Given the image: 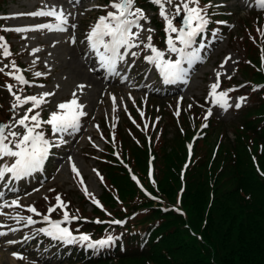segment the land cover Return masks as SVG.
Listing matches in <instances>:
<instances>
[{
    "label": "trees",
    "instance_id": "trees-1",
    "mask_svg": "<svg viewBox=\"0 0 264 264\" xmlns=\"http://www.w3.org/2000/svg\"><path fill=\"white\" fill-rule=\"evenodd\" d=\"M207 3L209 0H200L201 6ZM138 4L156 10L151 0H138ZM255 13L251 12L247 20ZM229 18L217 15L212 23ZM157 23L165 36V25ZM0 37L6 42L10 39L1 20ZM9 46L12 55L7 58L16 60L19 68L21 60L15 58L12 44ZM247 76L246 81L236 84L248 90L250 105L238 110V116L228 124L208 116L207 134L196 144L184 181L185 141L205 122L207 109L193 106L189 110L193 123L185 109L179 115L167 111L175 131L168 137V126L163 127L165 132L153 130L149 142L130 124L119 128L117 142L124 161L141 172L143 184L129 178L114 147L109 146L95 159L100 180L103 177V193L97 200L104 210L85 197L79 209L69 210L79 214L74 228L91 240L114 239L108 246H83L79 253H71V259L81 260L80 264H264V87L252 90L264 85V74L252 70ZM0 80L19 84L4 73H0ZM4 105L0 96V107ZM148 109L151 122L163 115ZM159 126L161 119L156 123ZM152 154L155 173L150 178L147 161ZM87 204L93 207V215L86 212ZM113 220L124 224L117 225V232L111 234Z\"/></svg>",
    "mask_w": 264,
    "mask_h": 264
},
{
    "label": "rangeland",
    "instance_id": "rangeland-1",
    "mask_svg": "<svg viewBox=\"0 0 264 264\" xmlns=\"http://www.w3.org/2000/svg\"><path fill=\"white\" fill-rule=\"evenodd\" d=\"M215 1V5H219V7H215L217 9L215 12H227L228 16H232L227 22L223 21L224 23H218L228 28L222 30V33L221 31L216 32L218 35L211 34V37L206 40H201L204 42V45H192V48L188 49V51L192 49L197 50L200 58L191 65L185 63L184 68L187 72H191V77L187 83L186 78L179 80V87L177 89L176 87L169 88L166 86L165 82L161 79L162 76L155 72L157 71L155 66L147 63L144 59L145 56L151 55L150 51H141L140 49H137L139 55L134 57L133 60L131 54L128 56L127 67L122 75L118 76V82H122L123 84L106 83V80H104L105 68L100 66V62L98 63L97 60H93L88 56V51L91 50L86 42L81 43V41L85 40L86 33L96 23L97 18L106 14L104 10L95 7V5H107L109 0H71V2L70 0H0V19H7L6 26L8 29L31 27L43 23L55 24V21L48 17H16V14L37 11L45 4L49 6L53 4L63 6L66 14L68 12L72 13V15L68 16L69 26L66 32L40 30L17 33L10 31L12 32L11 42L13 43V47H15L16 57L21 58L25 66L26 76L46 80L44 83L31 84L28 88V93L23 90L19 95L23 98L29 95L38 96L43 92L55 93V95L47 97V103L42 105L41 109L47 115L45 118L41 114L42 120H47L51 112L57 110L56 106L60 102L71 99V93L74 90L78 92L79 100L85 105L84 111L87 113L86 116L81 118L78 131L72 132L70 130L69 133L61 134L54 133L51 129V138H45L49 141L51 139L56 142L63 141L64 148L60 153H57L58 155L45 168H41L30 175L20 178H13L9 173L5 175L3 180H0V186L2 187L0 191V212L4 213L0 215V224L5 225V227H0V232L6 233V235L0 236V264H75L73 262H67L68 257L65 254L68 251L65 250L66 247L64 251L52 239L53 244L51 245L42 242L43 236H49L41 233L38 239L31 242V239H35L31 233L33 229L18 233L16 226L25 224L26 221L20 220L17 223V220L13 219V217L26 218L32 216L35 219L36 215L27 211L29 206H34L38 212L47 215L48 209L52 207L51 205H56L57 195L65 203L72 202L73 204H78L79 199L77 196L84 192V185L87 186L90 193L94 194L95 198L100 193H103V187L97 179V166L89 158H91L93 151L102 153L105 150L108 136L109 138L113 137L112 135L117 132V127L121 121L123 124H126L125 119L128 117V112L139 108V104L147 103L150 107H155L159 111H167L171 108L177 110L186 108L189 110L194 104L198 103L202 98H205L206 102L213 107L214 115L217 119H221L224 123L234 121L238 116V113H236L238 109L233 106L225 111L217 105L210 95V85L216 82L217 73L221 74L220 81L223 84L230 81L227 76H231V79L236 78L237 67L238 73L243 81L247 80V73H251L252 70L264 74V67L261 66V49L264 48V36L258 32V29L264 30V13L257 12L249 20L242 19L247 16L248 10L256 6L255 0ZM108 10L111 11V9ZM168 11H174L172 6H168ZM144 12L150 20L149 24H145V27H151L155 30L152 33V42L157 47L155 39L160 33L154 27L156 13L152 10H144ZM157 14L159 15V9ZM257 15L260 17L254 18ZM159 20L166 23L160 15ZM176 21L174 20V23ZM141 23L144 22L142 21ZM71 24H75L76 28H71ZM71 35H75L76 37L75 44L69 41ZM145 35L146 33H141L142 37ZM172 35L175 41L176 34ZM240 41L241 44H239ZM175 42L176 46L182 47L178 41ZM37 48L40 51L33 52ZM75 50H79V56L77 55L73 59L71 56ZM161 51L165 53V59L175 58V54L168 52L167 48ZM229 56L232 59L224 63L225 58ZM79 62L81 64L88 62L85 71L89 74H91L90 69L100 70L99 74H91L96 81L101 82L102 85L100 87L93 89L87 86L82 93L79 92L76 86L81 83L73 81L69 68L67 67L69 63L79 64ZM222 63H224V67H221ZM5 64H10V62L6 61L3 55L0 54V67H3ZM132 67L140 70L141 75L135 77L131 74L128 77ZM36 72L46 73V75L36 77ZM241 78L238 80L241 81ZM71 83H73V86H67ZM39 85H43L44 87H39ZM57 85H59L58 88ZM14 86L16 87L15 84ZM228 89L230 88L222 86L218 92ZM0 93L5 95L4 100L6 103L4 107H0V117H2V120L7 119L6 124L14 123V118L18 119L20 115H23L24 109L31 106L25 105L24 108H17L13 112L12 105L15 103V100L7 88L4 87V83L1 80ZM111 96L117 98L115 110H113ZM239 97V95L229 97V103L234 105L236 99ZM136 105L137 108L135 107ZM247 105H249L248 98L242 106L245 107ZM166 114L164 115L166 116ZM190 115L191 113H189ZM104 123H107V128L104 127ZM47 126V124H44L43 129L45 130ZM15 131L19 132L22 129L17 127ZM173 131L175 130H172L168 126L166 133H172ZM228 132L232 138V132L230 130ZM64 134H70L69 138L63 139L62 136ZM120 156H122V160H125L121 151ZM68 157H72V162L76 164L80 171L84 185L80 184V179L76 178L72 172ZM13 162L14 158L4 157L0 159V167L6 164L10 165ZM121 165L128 168L127 174L130 179L134 178L138 184H143L140 178L141 172L136 171L137 169L135 167L132 170L127 164L121 163ZM5 194L8 197L2 198ZM13 200H17L21 207H2L4 204H11ZM85 210L87 213L93 215L91 206H86ZM54 213H51V215H54ZM62 218H55L53 216L52 219L53 221H59ZM64 225L61 226L64 227ZM117 225L122 224L110 225L111 234L117 232ZM47 227H49L48 224L44 228ZM9 229H16V231H10ZM26 237L27 239H25ZM8 241H16V243L9 244ZM78 243L82 242L78 241ZM14 252L23 254L26 259H15L12 256Z\"/></svg>",
    "mask_w": 264,
    "mask_h": 264
},
{
    "label": "snow or ice",
    "instance_id": "snow-or-ice-1",
    "mask_svg": "<svg viewBox=\"0 0 264 264\" xmlns=\"http://www.w3.org/2000/svg\"><path fill=\"white\" fill-rule=\"evenodd\" d=\"M151 3L158 7L160 17L166 22L165 32L167 34V50L170 53L177 54L179 58L175 61L165 59V53L154 46L152 42V33L155 30L151 27H145V24L150 23V20L144 10L136 6V0H109L107 5H95V7L104 10L106 14L97 18L96 23L90 27V30L85 35V40L81 41V43L86 42L90 50L98 57L100 66L107 69V71L112 74H116L117 63L125 61L126 56L131 54V56L137 57L139 55L138 52L132 51V49L135 48L141 51H150L151 55L145 56L144 59L147 63L155 66L165 83H174L179 80H184L188 73L182 64L187 63L191 65L200 58L197 50L192 49L188 51V49L192 48L194 38L209 24L210 16L208 9L210 7H219V5H213L211 0L203 6H201L200 0H151ZM255 5L257 8L264 10V0H255ZM168 6H172L174 11L169 12ZM108 9H111V11ZM17 15L48 17L53 19L55 24L43 23L31 27H17L5 30L15 31L17 33L40 30L66 32L69 26L68 16L72 15V13L68 12L66 14L63 6H57L55 4L49 6L45 4L37 11L20 13ZM174 20H177L181 26H174ZM142 21L144 23H141ZM218 23L224 22L218 21ZM70 27L75 29L76 25L71 24ZM258 32L264 36V30L258 29ZM141 33H146V35L142 37ZM172 34H176L175 41H178L182 47L176 46ZM213 35H215V33H213ZM253 40H255V38H253ZM69 41L75 44V35H71ZM0 50H2L0 54H2L4 58L12 55L3 37H0ZM39 51V48L33 50V52ZM231 59V56L226 57L224 63H227ZM33 63H35V61H33ZM224 63L221 64V67H224ZM261 66L264 67V48L261 49ZM5 68H8L9 71L5 72ZM19 72L20 69L17 67L15 61H11L10 64H5L3 67H0V73H4L6 76L11 77L20 85L31 86L30 82L26 80L23 75L17 74ZM42 75H46V73H35L36 77H41ZM220 75V73H217L216 82L210 85V95L213 97L214 102L225 111L233 106L239 109L246 102L247 97H239L236 99L234 105L230 104L229 93L236 91V89L232 88L218 92L220 88ZM225 75L227 74L225 73ZM227 78L231 79V76H227ZM4 87L7 88L8 92L15 100V103L12 105L13 112H15L17 108H24L25 105L31 106L24 109L23 115H20L18 119L14 118V123L0 124V159L4 157L14 158V162L10 165L6 164L0 167V180H3L5 175L9 173L13 178H20L30 175L43 167L49 156L50 149L54 146H58L50 143L49 140L45 138V134L41 130L44 124L50 125L54 133H69L70 130L75 132L79 130L81 118L87 115L84 111L85 105L80 102L76 90L71 93V99L60 102L56 106L57 110L51 112L47 120H42L41 112L36 110L41 109L42 105L47 103V97L55 95L54 92H43L38 96L29 95L22 98L21 95L13 91L14 85L5 84ZM39 87L44 86L39 85ZM58 87L59 85H57V88ZM85 87H87V85L84 84H78L76 86L80 93L83 92ZM240 87H244V85ZM262 87H264V85H257L254 86L252 90L257 91ZM20 91H23V89H20ZM111 100L113 102V110H115L117 98L111 96ZM141 115H143V113H141ZM210 115H212L211 110L207 112L205 119ZM204 126L206 127L207 125ZM17 127L21 128L22 131H15ZM68 160L75 177L80 179L81 185H84V180L76 164L72 162V157H68ZM97 175H99V173H97ZM101 181H103V177H101ZM83 191L85 195L91 199L93 204L104 210L94 194L88 191L86 185H84ZM56 201V205L48 209L47 215L38 212L34 206H29L27 208L28 212L36 216L43 215V220L49 225L47 228L39 229L38 231L40 233L49 236L53 240L62 241L65 244H73L78 241L87 242L88 248H96L97 246L103 247L113 242L114 238L112 236H108L106 239L92 241L87 234L76 236L68 227H62V224L69 223L71 220L78 219V217L69 215L67 204L59 195L56 196ZM2 207H21V205L17 200H13L11 204H4ZM57 208L63 212V218L59 221H53L50 219V216ZM3 214L4 213L0 212V215ZM13 219H16L17 223H19L20 220H25L27 225L37 223V221L33 220L32 216L26 218L13 217ZM96 222L100 223V221ZM111 223L123 224L124 222L121 220H113ZM0 227H5V225L0 224ZM9 230L16 231V229ZM3 235H6V233L0 232V236ZM25 239H27V237ZM8 243L14 244L16 241H8ZM12 256L18 260L26 259L23 254L16 252L12 253Z\"/></svg>",
    "mask_w": 264,
    "mask_h": 264
},
{
    "label": "bare ground",
    "instance_id": "bare-ground-1",
    "mask_svg": "<svg viewBox=\"0 0 264 264\" xmlns=\"http://www.w3.org/2000/svg\"><path fill=\"white\" fill-rule=\"evenodd\" d=\"M78 52V53H77ZM77 55L79 56V50H75L72 52V58L75 59V57H77ZM88 62L84 63H69L68 64V68L69 71L71 73V76L73 78V81H75L76 83H81L87 86H90L91 88H98L100 87L102 84L100 81H96L91 74H99L100 71L97 69H93L91 70V74H89L86 70ZM127 64H125L124 62H118L117 66H116V71L120 72V71H124L126 68ZM129 74L134 75L135 77H138L141 75V71L138 69H134L133 67L130 69ZM106 83H117V84H123L122 82H118L117 79L113 76L110 75L109 79L106 81ZM67 86H73V83L68 84ZM87 88V87H85ZM56 142V141H54ZM60 150H54V152H59Z\"/></svg>",
    "mask_w": 264,
    "mask_h": 264
}]
</instances>
